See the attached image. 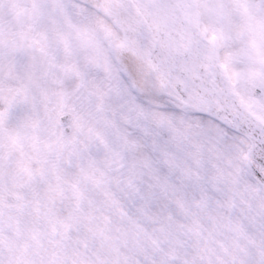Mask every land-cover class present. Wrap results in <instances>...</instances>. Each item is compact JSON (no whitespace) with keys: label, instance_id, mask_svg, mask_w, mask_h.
<instances>
[{"label":"snow or ice","instance_id":"1","mask_svg":"<svg viewBox=\"0 0 264 264\" xmlns=\"http://www.w3.org/2000/svg\"><path fill=\"white\" fill-rule=\"evenodd\" d=\"M0 264H264V0H0Z\"/></svg>","mask_w":264,"mask_h":264}]
</instances>
